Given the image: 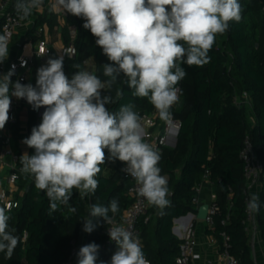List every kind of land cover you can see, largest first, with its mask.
Segmentation results:
<instances>
[{"label": "clouds", "instance_id": "1", "mask_svg": "<svg viewBox=\"0 0 264 264\" xmlns=\"http://www.w3.org/2000/svg\"><path fill=\"white\" fill-rule=\"evenodd\" d=\"M44 0H16L21 20L39 11ZM51 10L84 19L83 27L96 38L95 43L111 63L102 65L106 80L74 64L71 79L63 70L64 57L49 58L37 69L35 86L13 82L15 65L0 75V130L9 120L11 96L26 99L33 110L44 108L42 120L22 143L34 149L20 158L21 172L34 178L35 187L46 193L50 212L68 205L73 189L80 199L95 193L96 176L109 159L125 164L121 169L134 178L138 193L159 209L170 205L168 178L158 166L160 152L145 142L140 116L132 103L110 111L116 101L101 94L124 83L134 97L148 98L160 120L171 123L170 109L177 103L178 83L186 76L183 64L203 67L217 35L228 31L230 23L242 19L239 0H54ZM9 55V38L0 35V63ZM22 63L21 66H25ZM121 90L116 96L122 97ZM249 212L260 209V197L252 193L246 204ZM75 211V208H72ZM119 211V201L105 206L92 204L84 219L83 231L91 233L92 218H103L109 225V212ZM10 215L0 207V253L11 259L19 237L9 230ZM108 236L117 246L110 264H150L138 236L123 226L108 228ZM100 246L80 247L78 264H96ZM101 264L105 262L101 261Z\"/></svg>", "mask_w": 264, "mask_h": 264}, {"label": "trees", "instance_id": "2", "mask_svg": "<svg viewBox=\"0 0 264 264\" xmlns=\"http://www.w3.org/2000/svg\"><path fill=\"white\" fill-rule=\"evenodd\" d=\"M48 0H44V4ZM242 6V19L239 23L231 22L228 31L217 35L208 55L211 60L203 67L183 64L186 76L177 87L180 99L173 111L181 121L175 147H164L159 167L161 175L168 178L170 205L159 209L150 205L152 219L148 224H139L142 248L146 259L151 264H176L180 240L172 233L173 220L195 212L192 198L196 189L204 180L205 171H209V181L213 185L215 204L218 212L213 216V226L206 228V233L219 242L220 232L229 236V252L237 258L238 264H256L249 237L244 231L246 184L243 176V163L239 152L246 134L249 135L254 154L263 164L260 190V209L256 212L260 236L264 244V0H239ZM33 24L29 33L37 27L52 32L58 27L57 15L45 9L42 13L32 12ZM84 19L71 15L70 21L60 28L61 41L67 45L71 41L70 27L74 28L73 44L76 56L64 60L63 70L71 79L77 71L74 64H80L86 70V61H91L93 73L100 79L102 65L111 63L96 45L95 37L83 27ZM33 40L36 37H32ZM18 42L16 35L10 47ZM52 56L51 58H55ZM34 60V72H37ZM121 74L118 83L110 90H101V94H110L116 101L107 105L110 111H118L124 104L132 103L135 111H153L155 108L148 98L134 97L132 90L124 83ZM16 82V76L11 77ZM36 82L31 84L35 86ZM121 90L122 97H117ZM246 92L250 106L238 107L234 98ZM39 118L28 110L27 134L38 126ZM28 154H34L29 148ZM109 155L105 149V157ZM96 176L98 187L90 193V206H107L112 199L119 201V211L131 203L127 195L128 182L121 177L118 166H113L106 173L102 164ZM17 206L8 211L9 230H15L19 243L8 259L0 253V264H61L68 257L71 241L77 239L87 217L85 201L78 198L73 189L68 205H59L50 212L46 193L38 190L31 175L18 171L15 182ZM231 194V198L228 196ZM89 206V207H90ZM75 208V211H72ZM113 213L109 212V216ZM225 219V224L222 220ZM96 225L91 233L85 232L86 244L104 242L103 218L93 219ZM108 250V249H107ZM100 250L96 264H110V252Z\"/></svg>", "mask_w": 264, "mask_h": 264}, {"label": "built area", "instance_id": "3", "mask_svg": "<svg viewBox=\"0 0 264 264\" xmlns=\"http://www.w3.org/2000/svg\"><path fill=\"white\" fill-rule=\"evenodd\" d=\"M54 0H48L46 4L42 6V8L37 11L33 10L35 13H42L46 8L51 10V4ZM16 0H0V35L7 34L9 38V50L10 44L16 33L24 26L26 19L21 20L19 18V14L15 8ZM53 12V11H52ZM57 15L58 29L60 33L61 26L65 23L64 18L67 17V13H57L53 12ZM61 15V16H60ZM31 23L33 24V15L31 14ZM64 17V18H63ZM44 28L37 27L33 33V37H36L34 41V46L32 45V40L27 41V43H19L17 45V53L14 58L6 59L3 63H0V75L6 74L15 65V76L16 79L25 84L28 80L29 74H31L34 67V60L40 59L41 57H49L51 54V48L49 46V42L44 37ZM71 41L67 45H62L59 52L55 55L56 57L63 56L64 60L67 58H74L76 56V48L73 44L74 37V28L70 27ZM25 63V66H21L22 63ZM86 70L93 73V65L91 61H86ZM16 80V81H17ZM179 88V87H178ZM180 99V92L178 93ZM11 106L9 111V120L7 121L8 132L5 134H0V160L5 155L11 156V165H10V173L5 178L7 181L16 182L18 179V171L21 169L19 155L12 151L10 148L11 143V132L10 129L16 124V108L20 104L22 99H17L14 96H11ZM178 99V101H179ZM177 101V103H178ZM176 104L172 106L170 111L172 112V121L171 123H166L159 119L156 109L153 111H137L140 116V123L145 132V142L151 144L155 149H157L160 153L164 149V147L171 146L174 137H177L178 131L181 127V121L174 116V109ZM234 104L238 107L243 105L250 106V98L246 92H242L239 97L234 98ZM32 111L39 118L38 125L42 120V113L45 110L44 108H40L38 110H33L30 105ZM110 155V154H109ZM109 155L106 157L104 164H102L103 172L106 173L113 166H118L119 171L121 173V177L128 182L127 195L131 198V203L127 208L123 210L121 215L116 216L112 214L109 216L111 218V224H107L106 222L102 228V235L104 237V242L99 245L100 250H109L110 258L117 250V246L114 242H112L108 236V228L111 226H123L129 231H131L134 235L140 237L139 224H148L152 215L149 213L150 204L146 201L145 198L141 197L138 193V186L130 175L125 174L121 171L122 168L125 167V164L119 160H111L109 159ZM239 158L243 163V176L246 184V198H245V214L246 217L243 221L244 231L249 237V244L253 249L255 237L258 233H260L256 213L249 212L246 209V204L251 194V190L256 187L261 190V180L263 173V164L258 160L254 154L252 142L248 134L244 136L242 147L239 152ZM209 178V171L206 170L204 174V179ZM15 190L9 192H3L0 194V207H4L7 211L17 206V201L15 199ZM198 193V188L196 189ZM78 198L80 199V195L78 192ZM228 198H231V194H229ZM81 200V199H80ZM86 200V201H85ZM215 200V199H214ZM212 201L208 207V212L206 218L203 222L206 224L207 228H211L213 226V216L218 212V207L215 204V201ZM87 208L90 206V194L85 196L83 199ZM192 204L195 207V212H189L187 214L195 215L200 204L198 202L197 195L192 198ZM88 216V213H87ZM94 219V218H92ZM182 219H189L190 221L195 220L191 219V217L181 216L179 220H173L174 227V235L180 240L179 244V254L176 257V264H197L196 262L200 260L201 255L197 251V241H196V231L192 224L189 222L185 225H181L178 227V221ZM222 224H225V219L222 220ZM219 242L217 241L219 246V258L217 261L206 260L204 264H238V260L229 252V236L224 232H220ZM142 243V240H141ZM87 245L85 231L80 234L77 239L71 241V249L68 257L61 264H78V256L77 253L80 247ZM98 251V252H99ZM148 260V259H147ZM151 264V263H150Z\"/></svg>", "mask_w": 264, "mask_h": 264}, {"label": "crops", "instance_id": "4", "mask_svg": "<svg viewBox=\"0 0 264 264\" xmlns=\"http://www.w3.org/2000/svg\"><path fill=\"white\" fill-rule=\"evenodd\" d=\"M61 16V15H60ZM64 18V17H63ZM71 20V14L67 13V17L64 18L65 21H70ZM31 17H28L26 19V22L24 26L18 31V33L15 34V36H18V42L10 47L9 50V55L8 59L14 58V56L17 53V45L19 43H27V41L32 40L33 38V33H29V30L32 27ZM73 27V26H71ZM14 36V37H15ZM44 37L45 39L49 42V46L51 48V54L49 57H41L40 59H37V68L41 67L42 65H45L47 60L51 58L52 56H55L61 46L63 45L61 41V35L59 33V29L56 28L52 32H50L48 29L45 28L44 30ZM34 41L32 42V45L34 46ZM34 68L28 76V80L25 84L36 82L37 78V72H34ZM30 106L25 104L23 100H21L20 104L16 108V124L11 127L10 132H11V143H10V148L12 149L13 152L19 155V159L21 156L27 152L29 147L22 143L23 139L28 137L27 134V119H28V110ZM8 130V125L7 122L5 124V127L0 130V134H5L7 133ZM11 156L10 155H5L1 160H0V194L3 192H9L13 191L16 189V185L14 182L7 181L5 178L8 176L10 173V165H11ZM255 193L260 195V191L258 188L254 187L251 190V194ZM198 202L201 205L207 204L208 206L211 204V202L215 199L214 193H213V185L209 181V179H204L202 183L198 187ZM189 222H192L195 231H196V241H197V251L201 255L200 260H198L196 263L197 264H204L206 260H213L217 261L219 258V246L217 241H214L215 239L208 235L206 233V224L201 221V220H192L190 221L189 219H182L178 221V227L181 225H185ZM174 227L175 224L173 222L172 226V233L174 234ZM83 229V228H82ZM255 249H258L259 252L256 254ZM253 257L256 262V264H264V244L262 242L260 233H258L255 237V242L254 246L252 249Z\"/></svg>", "mask_w": 264, "mask_h": 264}, {"label": "water", "instance_id": "5", "mask_svg": "<svg viewBox=\"0 0 264 264\" xmlns=\"http://www.w3.org/2000/svg\"><path fill=\"white\" fill-rule=\"evenodd\" d=\"M22 100H23V102H24L25 104L29 105L28 102L26 101V99H22ZM29 106H30V105H29ZM176 141H177V138L174 137L173 140H172V142L170 143L171 147H175V145H176ZM208 207H209V206H208L207 204L201 205V206L198 208V210H197V212H196L195 215L186 214L185 217L189 216V217H191V219H196V220H201V221H203V220L206 218V215H207V212H208ZM180 218H181V217L176 218L175 220H179ZM175 220H174V221H175Z\"/></svg>", "mask_w": 264, "mask_h": 264}, {"label": "rangeland", "instance_id": "6", "mask_svg": "<svg viewBox=\"0 0 264 264\" xmlns=\"http://www.w3.org/2000/svg\"><path fill=\"white\" fill-rule=\"evenodd\" d=\"M109 250H107V252H108ZM255 252H256V254H258V252H259V250L258 249H255ZM254 254V253H253Z\"/></svg>", "mask_w": 264, "mask_h": 264}]
</instances>
